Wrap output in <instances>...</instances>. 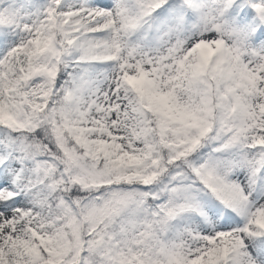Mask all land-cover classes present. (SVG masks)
Here are the masks:
<instances>
[{
	"label": "snow or ice",
	"instance_id": "6c2138e0",
	"mask_svg": "<svg viewBox=\"0 0 264 264\" xmlns=\"http://www.w3.org/2000/svg\"><path fill=\"white\" fill-rule=\"evenodd\" d=\"M0 264H264V0H0Z\"/></svg>",
	"mask_w": 264,
	"mask_h": 264
}]
</instances>
